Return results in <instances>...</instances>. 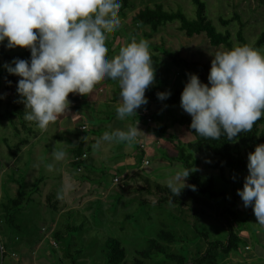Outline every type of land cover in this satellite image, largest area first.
<instances>
[{"label": "clouds", "instance_id": "9594fccd", "mask_svg": "<svg viewBox=\"0 0 264 264\" xmlns=\"http://www.w3.org/2000/svg\"><path fill=\"white\" fill-rule=\"evenodd\" d=\"M121 6L122 0H0V43L7 39L6 47L22 46L31 52L30 59L17 57L4 66L20 77L16 91L25 105V119L41 132L67 113L69 93L91 95L106 78L120 86L118 119L125 120L147 104L146 90L156 78L150 42L133 38L118 53L107 55V33L120 26ZM170 95V90L157 93L161 100ZM180 104L200 136L216 140L223 134L237 142L239 133L251 131L264 116V51L248 44L217 51L208 82L190 73ZM137 125L105 131L93 149L100 150L104 142L143 143L145 132ZM51 156L52 162L44 165L49 172L56 162H66L68 153L54 145ZM247 168L238 195L264 226V143L248 153ZM194 171L195 166L177 167L167 178L173 196L186 186L196 189L186 179ZM67 189L63 185L57 198L63 199Z\"/></svg>", "mask_w": 264, "mask_h": 264}, {"label": "rangeland", "instance_id": "374dc122", "mask_svg": "<svg viewBox=\"0 0 264 264\" xmlns=\"http://www.w3.org/2000/svg\"><path fill=\"white\" fill-rule=\"evenodd\" d=\"M156 1L162 2L167 9H179L189 17L195 16V5L191 0H133L136 6L135 8L126 10V15L119 12L121 23L120 26L114 30L116 32V34H114L116 37L111 41L112 48L110 49H115H113V52L110 54L111 56L118 53L120 47L128 43L129 33L133 28L131 16L134 12L146 4L153 5ZM205 1L207 2L208 17L221 28L222 24H220L218 20L220 14L224 17H229L234 10L239 12L242 20L246 23L244 27L245 40L250 46L260 31L264 29V0ZM236 26L237 23L235 21L230 24L229 29L232 33L235 32ZM149 30V28H145V30L140 29L134 38L136 40L147 38L146 40L150 42V48L154 50L160 48V44L163 43V47L169 50L171 49L170 51L177 52L189 60L204 63L210 68L213 55H215L217 51L226 49L222 45H212L204 33L195 34L193 36L186 35L179 29L178 21L168 22L162 25L157 32L149 37H144V32H149ZM236 43L237 41L235 40V44ZM23 48L24 47L19 46V49L23 50ZM110 49L108 50L109 52ZM162 49L163 48H161V50ZM258 49L264 51V45ZM159 55L162 63L160 70L161 78H165V80L168 81L170 89L176 87L181 88L183 85V72L171 65V60L167 55L160 52ZM8 63L13 62L11 61ZM202 71L203 70L199 69V72ZM154 83L155 81L153 84ZM12 97V93L8 92L0 81V98L2 99L0 111L9 108L7 107L8 101L11 100ZM21 108L25 110L24 103H22ZM73 109L74 108H71V111ZM80 112L79 110L75 117L76 124L78 125L82 122L80 118L82 115ZM180 114L181 112L178 115L180 116ZM92 116H94V113H92L90 117ZM163 117L164 115H161L162 119ZM15 119L18 123L17 116ZM139 124L145 126L142 121H140ZM146 124L149 125V123ZM26 126H31L32 128L25 127V131L20 129L23 132H16L13 125L9 124L6 119H0V204L1 201L6 200L7 197L16 196L18 194L20 191L18 189L19 183L24 184L23 187L25 191L23 195L29 198L28 203L21 211L17 212V210H14V213L17 212L15 223L22 225L23 228L21 230L14 227L13 223L4 220L0 205V264H72L64 253L65 243L58 241L53 235L55 229L63 230L64 235L67 237L65 240L69 239L71 250L75 248L83 249L82 253L78 256L79 264H104L105 258L104 252L102 251L105 239H107L108 236L118 237L126 246L128 256L132 257L135 254L136 248L144 247L147 243V238L154 236L155 230L162 224H160L161 221L168 223L172 227L175 226L176 229L181 231L179 229V224L172 223L173 220L171 219V216L178 214V208H170L169 206L167 209L165 208L157 211V209L147 206L140 209L141 206H139L138 199L135 197L138 194L135 189L120 195L119 187L122 185L119 183L114 184L113 178L115 173L121 172L116 170L117 168L105 164L109 160L108 158H104L103 160L99 159L96 164L94 163L93 166H89L90 168L87 169V173L91 174L90 176L93 177L92 179H98L89 180L81 175L82 173H86L84 168H82L81 171H77L73 169L71 164L67 161L63 163L56 162L54 170L49 172L44 165L47 162H52V156L49 155V150L46 147L40 149V152H37L32 145H28V147L24 149V152H22L23 154H20L21 144L18 146L17 141L21 138V135H23V137L27 136L24 132H29V130L35 133L39 141H57V133L55 132L57 128L55 125L49 126L48 130L43 133L36 127L35 122H30L26 124ZM91 132L93 133L92 130L77 129L76 135H80L81 137L85 136V139H87V136H89ZM94 132L95 134L98 133L97 130H94ZM63 134L64 136L60 137V139L63 138L61 139V146L65 147L63 143L72 142L68 140L66 132H64L62 128H59L58 135L62 136ZM185 135V137L181 136V138H179L180 141L185 142L188 139V135L191 136L190 133ZM34 136H30L29 139L31 140ZM120 144L124 146L123 142H120ZM72 145V148H67L68 154L75 148V145ZM18 152L20 157L18 156ZM157 153V156H162L161 161L166 159L168 164H173V167H182L180 162L172 161V156L170 154L173 152H171L166 145L158 147ZM196 157L199 159V164L196 165V168L199 169L203 178H206L212 172L218 174L217 170H213L209 167V163L213 160L210 154L196 155ZM161 166L162 165L157 164L156 161L151 162L141 167V171H139L138 174L148 175L150 178V174L152 173L154 175L150 179L166 183L164 175L161 174V171H158L162 169ZM174 171L175 170L172 172L174 173ZM61 173H65V179H63ZM247 174L248 173H245L239 176L237 180V189L234 193L238 201L237 207H240L239 209L243 212L247 211L250 213L252 211L251 207L250 209H246L237 191L243 187ZM37 177L41 178V181L40 184L34 186V181ZM124 177L125 176H123V178ZM186 179L189 183L188 177ZM128 180L131 186H137L139 184L137 183L139 178L136 182L133 178ZM99 181L103 183L100 184ZM65 184L68 185L67 193L62 200L56 203V209H53L48 205L49 203L46 197L49 194H54L52 199H54V197L56 198L57 192ZM30 189L34 190L33 193ZM191 193H196L195 195H199L198 197L200 198V204H196L192 196L186 193V198L195 204L192 206V210L198 211V215H201V217L198 218L201 219L200 223L214 235L217 231L223 234V223L216 216L220 208L219 206H221V204H219V200L221 199L209 197L208 194H200L193 189H191ZM230 194V198L232 199V193ZM70 210L73 212L69 213L71 217H68L66 213ZM126 214L129 216L126 217ZM83 216L86 217L87 222ZM183 217L185 218V216ZM183 217L179 222H184ZM190 218L191 217L185 222H188ZM65 221L82 222L84 225L82 232L77 233L73 231L70 234L65 232ZM245 226L249 231V240L251 239L253 241L252 243L255 245V237H257L256 232H264V226L257 223V218L254 213ZM187 234L191 235L192 231L188 229ZM247 238L248 237L244 238V240L246 241ZM174 247L177 248V245L174 244ZM194 247L193 244L190 245L191 252L196 251L194 249L197 247ZM3 251L5 252L4 255H2ZM246 254L249 255L251 252H247ZM188 256L191 258V254ZM237 257L238 259L239 257L243 258L244 255L240 252L235 253L228 263L227 261L226 263L232 264L233 262H237ZM225 259H227V257L222 259V261ZM154 260H156V264H172L170 261L161 259L159 255H155ZM152 261L153 259L150 260V262Z\"/></svg>", "mask_w": 264, "mask_h": 264}, {"label": "trees", "instance_id": "16d2710c", "mask_svg": "<svg viewBox=\"0 0 264 264\" xmlns=\"http://www.w3.org/2000/svg\"><path fill=\"white\" fill-rule=\"evenodd\" d=\"M195 5V16L189 17L183 11L177 9H167L162 2H154L153 5L146 4L140 7L131 16V21L133 23V28L129 33L128 42H130L137 32L141 29L149 28V32L145 31L144 37H149L153 33L157 32L162 25L168 22L178 21L179 29L182 30L186 35L193 36L195 34L204 33L212 45L219 46L222 45L226 49H230L234 46L247 44L245 40V30L244 27L246 23L242 20L241 15L236 10L233 11L232 15L229 17H224L222 14L218 16L219 23L222 24V28L218 27L207 15V2L205 0H191ZM133 0H122V6L119 12L126 15V10L135 8ZM235 21L237 23L235 32H231L229 26ZM112 32V33H110ZM107 33L106 43L108 45V50L112 48V43L116 37L115 31H110ZM237 43L235 44V40ZM147 39V38H146ZM7 39L3 43H0V81L3 83L4 88L12 93V99L8 101V106L4 111H0V119H6L9 124H12L16 132H20V129L30 128L31 126H26L30 123L25 119L24 111L22 110V101L20 100V94L16 91L19 76L16 74L9 73L4 66L8 62H13L14 58L30 59L31 52L30 49L24 47L23 50L19 49V46L15 48L6 47ZM264 45V29L255 38L252 43V47L258 49ZM160 48L156 50L151 49V59L153 67L156 68V78L155 83L150 85L146 90V95L150 101L153 102H167L170 105L180 103L182 90L188 80L190 73H197L201 80L205 83L208 82V74L210 72V67L204 63L189 60L181 56L177 52L170 51L169 49L163 47V43L160 44ZM161 48H163L161 50ZM115 49V48H113ZM113 49L107 52V55L111 57ZM157 51V52H156ZM163 53L170 58L171 65L177 67L179 71L183 72V85L182 87H176L170 89L168 81L165 78H161V57L159 55ZM14 66V65H13ZM199 69L203 70L199 72ZM11 81V83H9ZM171 95L166 99L161 100L157 97V93L160 91H169ZM2 104V99L0 98V107ZM1 110V109H0ZM7 112V114H6ZM10 116V117H9ZM17 116L18 123L15 119ZM20 118V119H19ZM176 122L182 124L185 122L189 123V133L191 134V139L185 142L178 140L179 142H174L173 139H169L174 143L176 154L172 157V161L180 162L182 168H190L199 164V159L196 155H207L210 154L213 160L209 163V167L213 170H217L218 174L212 172L206 178L201 176L199 169L192 172L188 179L189 184H195V191L200 194H208L209 197L219 200V211H217V218L222 221V231L223 234L217 231L215 235L210 232L205 226H203L198 219L201 215H198V211L192 210V206L195 205L186 198V193H189L196 204H200L199 195L191 193L190 187H185L179 195L173 196L170 189L166 186V183L159 182L150 179L148 175L136 174L132 178L136 182L139 181L137 186H131L129 181L124 182V186H120V195L124 192L135 191L138 193L135 197L138 199V204L141 208L151 207L153 209L161 210L175 207L178 208V214L171 216L172 223L179 224L178 229L172 227L168 223L163 221L160 222V226L155 230L154 236L147 238V243L142 248H136L135 254L132 257L128 256L127 248L123 242L114 236H108L104 242V264H156L154 260L155 255H159L161 259L172 262V264H220L222 259L226 258L230 254H235L241 252V247L245 246L246 241L249 238L248 228L245 226L250 220V217L254 213L252 206L246 207V209H252L249 213L247 211H242L237 207L238 201L235 198V191L237 189V180L240 175L248 173L247 162L248 153L255 150L257 144L264 143V116L257 120L248 132H241L238 134L237 142L233 143L226 139V135H221L219 139L213 140L210 138H205L200 136L195 132L194 129L190 127L191 122L189 118L182 114ZM170 127V124L162 126L163 131ZM31 129V128H30ZM32 130H29V133ZM21 144L20 140L17 141V145ZM12 151V150H11ZM84 149L82 148V142L75 145L73 149L74 156L80 155ZM73 169L77 170V165L82 164L86 173L81 175L84 178L91 179L90 175L87 173L91 165L90 157L84 161H75L74 159L70 162ZM92 166V165H91ZM165 174V173H164ZM162 174V175H164ZM166 175V174H165ZM139 176V177H137ZM41 178H36L34 181V186L40 184ZM24 184L19 183V192L16 196L7 197L6 200L1 201V208L3 211V218L6 222L13 223V226L18 230L23 227L21 224L15 223L17 212L28 203L29 198L25 197L24 194ZM33 186V185H32ZM232 193V199L230 198V193ZM33 193L34 190L30 189ZM118 194V195H119ZM54 194H49L46 199L48 205L53 209H56V203L62 199L57 197L52 199ZM118 197V196H116ZM14 210H17L14 213ZM68 211V217H71ZM202 213V212H200ZM129 215L126 214V217ZM185 216V218L183 217ZM85 221L87 219L85 216ZM184 218V222H179L181 218ZM190 220L187 221V219ZM64 231L81 233L83 230V223L79 222H64ZM164 224V225H163ZM173 225V224H172ZM153 229V228H152ZM192 231L191 235L187 234V230ZM54 237L65 243V254L69 258L72 264H79L78 256L82 253V248L70 249L69 239L65 240L67 237L64 235L63 230L55 229L53 231ZM246 241L244 238H246ZM255 242L259 244L258 236L255 237ZM177 245V248L174 247ZM196 248L194 252L190 251V245ZM256 245V244H255ZM4 251L2 255H4ZM191 254V258H189ZM150 262V260H152ZM103 264V263H102Z\"/></svg>", "mask_w": 264, "mask_h": 264}, {"label": "crops", "instance_id": "0c3cea01", "mask_svg": "<svg viewBox=\"0 0 264 264\" xmlns=\"http://www.w3.org/2000/svg\"><path fill=\"white\" fill-rule=\"evenodd\" d=\"M119 92V83L116 80L106 78L96 84L91 95L69 93V99L71 101L69 110L66 114L61 115L60 120H58L54 124L49 125H55V127L57 128V130L55 131L57 133V141H39L38 137L35 135V133H33V131L30 133L24 132L25 134H27V136L23 137V135H21V138L19 139L21 142L20 154H23L22 152H24V149H26L28 145H32V147L37 152H40V149L42 148H48L49 155L51 156V151L54 145H56L58 149H65L67 152V148H72V144L77 145L79 142H82V148L88 152L92 166L94 163L96 164L99 159L103 160L104 158H108L109 160L105 164H108L113 168H117L116 170L120 171L121 173H115L114 176H120V179L125 181V183L129 181L128 179H132L134 175L138 174V172L141 171L140 168L146 165L144 163L145 159H149V163L147 164L156 161L157 164L162 165L161 168L163 170L161 169L158 171H161V174H166H164V179L167 181V178L173 173L172 171L176 170L177 168L173 167V164H168L166 159L161 161L162 156H157V148L166 145V147H168V149L173 152L170 155L174 157V155L176 154V150L174 147V143L169 139H173L174 142H179L178 139L181 138V136L185 137V134L189 133V123L185 122L180 124L176 122L175 119L177 120L178 118H180L181 114L185 113L184 115L189 117V122H191V115L183 110L180 103L170 105L167 102H153L150 101L148 96L145 94L148 98L147 104L140 106V108L137 109V113L126 117L125 120H120L117 118L115 110L116 106L120 103ZM71 108L74 109L71 111ZM79 110L81 111L80 113L82 115L80 117L82 119L80 125L76 124L75 118ZM180 112L181 114L179 116L178 114ZM92 113H94V116L90 117ZM160 114L164 115L163 119L161 118ZM147 116H152V118H154L153 123L151 122L149 125L146 124ZM140 121H142L145 126L139 124ZM137 123L138 128L145 132H142L143 143L127 144L123 142V146L122 144L116 142H104L100 150L93 149V144L96 143L97 139L101 137L105 131H111L115 128H125L128 125H136ZM83 124H86V128L84 129L81 128ZM167 124H170V127L163 131L162 126H165ZM59 128H62L63 131L66 132L68 140L72 142L63 143V146L65 147L61 146V139L63 138L60 139V137H63L64 134L62 136L58 135ZM77 129L92 130L93 133L91 132V134L87 136L88 138L85 139V136L81 137L80 135H76ZM22 130H20V133L23 132ZM94 130H97L98 133L95 134ZM30 136L34 137H32V139L30 140ZM190 139L191 136L188 135L187 140ZM141 144H143V146H141ZM20 154L18 152L19 157ZM73 157V150H71V153L68 154L66 161L70 163L73 160ZM159 161H161L162 163ZM61 174L63 179H65V173ZM153 175L154 174L152 173L150 174L151 177ZM123 176L125 177L123 178ZM92 178L93 177H91V179ZM99 183L102 184L103 182L99 181ZM256 233L258 236V240H260L259 244L255 243L256 245H254L252 243L253 241L251 239L249 240L248 238L245 246L249 245L250 248L245 249V246L241 247L240 253L243 254L244 257H239V259L237 257L238 261L233 262L232 264H264V232L258 231ZM246 251L251 252V254L247 255ZM232 256L233 254H230L229 256H227V259L223 260L224 262L221 261L220 264H224L226 263V261L228 263Z\"/></svg>", "mask_w": 264, "mask_h": 264}, {"label": "built area", "instance_id": "2783aa9c", "mask_svg": "<svg viewBox=\"0 0 264 264\" xmlns=\"http://www.w3.org/2000/svg\"><path fill=\"white\" fill-rule=\"evenodd\" d=\"M146 121H147V123L150 124V123L153 121V118H152L151 116H147ZM81 128H82V129L86 128V124H83V125L81 126ZM141 146H143V144H141ZM88 156H89L88 152H87L86 150H84L80 155H76V156H74L73 159H74L75 161H78V162H79V161H84V160H86V159L88 158ZM144 163H145V164L149 163V159H145V160H144ZM82 168H83V165H82V164L77 165V171H81ZM124 182H125V181L121 180L120 177H118V176H114V178H113V183H114V184H115V183H119L120 185L124 186ZM249 248H250L249 245H246V246H245V249H249Z\"/></svg>", "mask_w": 264, "mask_h": 264}]
</instances>
